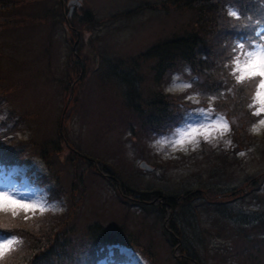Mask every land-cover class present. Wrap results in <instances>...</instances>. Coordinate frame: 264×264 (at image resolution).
<instances>
[{
	"label": "trees",
	"instance_id": "16d2710c",
	"mask_svg": "<svg viewBox=\"0 0 264 264\" xmlns=\"http://www.w3.org/2000/svg\"><path fill=\"white\" fill-rule=\"evenodd\" d=\"M54 4L59 8H51L43 15L41 24L48 16L52 17L51 26L64 21L74 37L82 27L89 31L103 20L89 10H74L75 26L66 15L67 6L60 7V0ZM145 11L153 12L157 21L159 12L168 11L173 21L163 26L154 40L125 59L98 56L95 82L104 91L109 85L119 92L120 113L127 111V123L133 125L135 139L148 140L154 131L166 127L168 130L186 110L198 106L226 117L229 146L197 149L194 171L174 189H152L150 184L144 186L139 181L125 184L118 171H111L113 177L105 175L110 171L96 159L92 163L79 149L73 154L86 163L85 173L89 170L107 178L119 200L127 203V209L135 206L139 215L138 237L152 234L147 237L156 238L165 251L160 257L148 252L152 264H264V129L258 142L248 131L259 119L249 107L259 77H247L237 84L232 74L235 55L250 49L258 40L255 30L264 27V0H136L112 12L108 19H124ZM240 43L245 44L243 49ZM76 59L79 71L85 59ZM172 73L182 74L191 86L177 93L163 91V83ZM145 78L151 84L141 90L140 82ZM188 95H195L196 102L185 100ZM5 133L7 129L0 131V158L7 161L31 153L32 146L28 144L32 141L25 140V152L21 141L4 148L10 140H6ZM59 140L58 133L50 145L56 148ZM45 148L37 146V157L47 164ZM238 150L255 158L254 170H243L235 154ZM73 167H78V171L71 172L70 190L76 180L83 183L82 168L78 163ZM67 197L69 203L63 212L10 220L7 227L0 224L1 232L11 233L18 240L6 264H73L82 252L93 260L98 253L95 249L103 244L123 243L118 229H109L98 220L86 223L84 228L78 225L77 204L71 195ZM132 216L136 217L134 213ZM143 219L150 226L143 225ZM156 228L159 240L154 233Z\"/></svg>",
	"mask_w": 264,
	"mask_h": 264
},
{
	"label": "rangeland",
	"instance_id": "374dc122",
	"mask_svg": "<svg viewBox=\"0 0 264 264\" xmlns=\"http://www.w3.org/2000/svg\"><path fill=\"white\" fill-rule=\"evenodd\" d=\"M55 1L3 0L0 3V7L9 4L0 8V122H3L0 131L8 130L4 137L10 140L4 148L19 141L22 147L25 146L24 152L28 150V145L33 147L29 146L32 154L29 153L22 160L0 162V192L10 200L37 206L24 209L0 201V208L3 209L0 210V224H9L14 219H34L44 212H63L65 203H69L67 196L71 195L77 204L76 212L81 217L77 214L78 225L84 228L86 223L98 220L109 229H118L121 234L123 243L105 246L97 256L96 264L107 261L113 264H152L148 252H155L160 257L165 255V251L156 238L147 237L152 234L138 237L136 228L139 215L135 206L127 209V203L119 200L104 175L92 174L89 170L85 173L83 167L86 163L79 160L73 150L79 149L84 152L83 155L89 156L92 163L96 159L106 166L110 173L105 175L113 177L111 171H118L125 184L139 181L144 186L150 184L152 189L161 186H172L165 189H174L183 180L187 181L188 173L194 171V152L197 149L201 146L209 149L229 146L228 130L211 127L218 117H223L221 123L229 122L225 116L213 115L209 107L195 106L186 110L182 119L168 130L166 127L154 131L148 140L144 137L135 139L136 135L132 133L134 127L127 123V111L120 113L119 92L110 89L109 85H105L104 91L95 82L99 71L95 66L96 59L101 55L127 58L154 40L163 26L171 25L172 14L159 12L157 21L153 12L145 11L136 16L111 20L108 17L112 12L136 0H79L69 14L73 25L74 22L77 25L72 16L74 10H89L96 18L103 20L89 31L78 24L82 27L81 33L74 37L70 34V26L64 21L51 26L49 22H52V17L48 16L41 24L43 15L49 13L51 8H59ZM66 1L60 0V5L65 6ZM262 39L261 45H253L239 56L235 55L233 69L237 64L243 67L247 51L256 50L257 47L264 50V37ZM77 57L85 59L79 71ZM240 74L236 69L235 76ZM175 77L178 79L174 80ZM140 84L142 90L151 83L145 78ZM183 85H188L183 75L172 73L163 83L162 90L177 93L186 88ZM254 94L255 89L249 105L253 103ZM195 98V95H188L185 100L194 103ZM256 107L259 105L251 108L255 111ZM199 109H204L210 118L190 115L193 110ZM260 119H264V114L248 130L256 137V142L264 126H260L257 132H253L252 128ZM193 127L197 128V132L181 135ZM58 133L61 143L58 142L57 147L53 148L50 141ZM25 140L32 143L27 145ZM178 140L181 143L177 144ZM39 144L46 146L44 157L47 164L34 156ZM235 154L244 171L254 170L256 164L252 155L243 150ZM141 159L148 163L149 169H138ZM77 163L83 171V183L73 177L76 183L70 190L71 172L78 171V167L77 170L73 167ZM236 170L239 171L238 168ZM89 177L95 180L91 181ZM50 186L51 189L60 190L58 195L48 193ZM42 208L46 210L41 212ZM132 213L135 218H132ZM142 223L150 226L145 219ZM154 233L158 238L157 228ZM10 238H13L12 234H0V242ZM15 245L5 252V261ZM112 247L116 248L117 257L113 256ZM76 259L77 262L73 264H94L83 252L76 255Z\"/></svg>",
	"mask_w": 264,
	"mask_h": 264
},
{
	"label": "snow or ice",
	"instance_id": "6c2138e0",
	"mask_svg": "<svg viewBox=\"0 0 264 264\" xmlns=\"http://www.w3.org/2000/svg\"><path fill=\"white\" fill-rule=\"evenodd\" d=\"M239 47L243 49L245 47L244 43H240ZM246 60L244 61L243 67L241 68L239 64L236 65V68L233 69L232 74L235 75L236 69H239L240 75H236V83L240 84L242 81L245 80V74L249 79L254 77H259V82L255 85V94L252 97L253 103L249 105V107H253L255 105H259V107H256V110L252 113L253 115L260 116L261 114H264V50H261L259 47H257L256 50L247 51L246 53ZM175 79H178V77H175ZM184 87H190L191 85H183ZM191 116H199L203 119H209L205 113L204 109L199 110H193V112L190 113ZM223 117L215 118V122L211 124V127H221L224 130H228V124L227 122H223ZM260 126H264V119H260L258 124H254L252 131L257 132ZM197 132V128L193 127L189 131L182 133V136L191 135L193 133ZM177 144L181 143V141H176ZM243 155V153H241ZM0 201H6L12 205L18 206L20 208L29 209V208H36V205H29V204H23L20 203L17 200H10L5 193L0 192ZM0 210H3L0 208ZM46 209H41V212L45 211ZM17 241L14 238L5 239L4 241L0 242V259H3L5 256V252L12 248L13 245H15Z\"/></svg>",
	"mask_w": 264,
	"mask_h": 264
},
{
	"label": "water",
	"instance_id": "95a60500",
	"mask_svg": "<svg viewBox=\"0 0 264 264\" xmlns=\"http://www.w3.org/2000/svg\"><path fill=\"white\" fill-rule=\"evenodd\" d=\"M139 166H141L142 168H146V169H149L150 167L147 165V164H145L144 162H140L139 163Z\"/></svg>",
	"mask_w": 264,
	"mask_h": 264
},
{
	"label": "clouds",
	"instance_id": "9594fccd",
	"mask_svg": "<svg viewBox=\"0 0 264 264\" xmlns=\"http://www.w3.org/2000/svg\"><path fill=\"white\" fill-rule=\"evenodd\" d=\"M3 227H7V224L2 225ZM0 264H6V261L4 259H0Z\"/></svg>",
	"mask_w": 264,
	"mask_h": 264
},
{
	"label": "flooded vegetation",
	"instance_id": "af4514ba",
	"mask_svg": "<svg viewBox=\"0 0 264 264\" xmlns=\"http://www.w3.org/2000/svg\"><path fill=\"white\" fill-rule=\"evenodd\" d=\"M68 2H69L70 4H73V3H74V0H68Z\"/></svg>",
	"mask_w": 264,
	"mask_h": 264
}]
</instances>
